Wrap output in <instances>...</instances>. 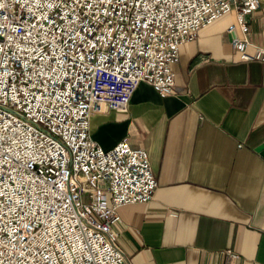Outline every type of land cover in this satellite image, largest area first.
<instances>
[{"label": "built area", "instance_id": "built-area-1", "mask_svg": "<svg viewBox=\"0 0 264 264\" xmlns=\"http://www.w3.org/2000/svg\"><path fill=\"white\" fill-rule=\"evenodd\" d=\"M261 7L0 0V264H130L118 209L150 202L158 181L148 153L127 137L108 150L91 140L90 119L127 110L141 82L172 94L179 46L231 12V48L264 63L247 18Z\"/></svg>", "mask_w": 264, "mask_h": 264}, {"label": "crops", "instance_id": "crops-1", "mask_svg": "<svg viewBox=\"0 0 264 264\" xmlns=\"http://www.w3.org/2000/svg\"><path fill=\"white\" fill-rule=\"evenodd\" d=\"M260 2L247 18L264 47ZM235 20L225 14L179 46L172 94L141 82L127 110L90 119L91 140L108 150L127 137L158 181L150 202L118 209L130 264H264V63L231 48Z\"/></svg>", "mask_w": 264, "mask_h": 264}, {"label": "water", "instance_id": "water-1", "mask_svg": "<svg viewBox=\"0 0 264 264\" xmlns=\"http://www.w3.org/2000/svg\"><path fill=\"white\" fill-rule=\"evenodd\" d=\"M256 150L261 153L262 156H264V144L259 145L256 147Z\"/></svg>", "mask_w": 264, "mask_h": 264}]
</instances>
